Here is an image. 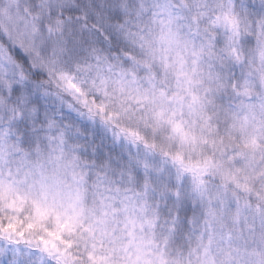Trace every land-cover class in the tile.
<instances>
[{
    "label": "snow or ice",
    "instance_id": "snow-or-ice-1",
    "mask_svg": "<svg viewBox=\"0 0 264 264\" xmlns=\"http://www.w3.org/2000/svg\"><path fill=\"white\" fill-rule=\"evenodd\" d=\"M40 7L60 48L71 30L83 44L107 39L123 49L120 91L178 148L158 160L148 154L155 143L132 128L120 135L143 144L144 156L72 142L31 102L28 66L5 54L16 75L0 85L11 105L0 119V256L9 264H264V0Z\"/></svg>",
    "mask_w": 264,
    "mask_h": 264
},
{
    "label": "clouds",
    "instance_id": "clouds-1",
    "mask_svg": "<svg viewBox=\"0 0 264 264\" xmlns=\"http://www.w3.org/2000/svg\"><path fill=\"white\" fill-rule=\"evenodd\" d=\"M45 0H0V63L7 71L0 69V85L16 75V69L4 59L5 54L16 64H26L29 75L31 102L38 106L41 114L53 117L57 125L65 129L72 142L87 146L89 150L100 149L107 154L144 156L147 150L143 144L131 143L120 135L121 128L138 130L156 148L149 155L162 159V152H174L178 145L168 139L166 129L155 131L148 117L137 104L120 91L116 83L120 79L121 67L125 66L123 49L117 50L107 39L100 42L91 39L83 44L79 37H73L71 30L61 36L60 48L49 39L59 34L55 22L41 13ZM56 3V0H51ZM91 2V0H85ZM104 3V0H97ZM259 4V0H242ZM8 9L15 22H9L4 15ZM43 24L42 29L34 31ZM95 48L97 55L92 54ZM142 78V76H141ZM69 82L81 89L77 93L68 87ZM8 97L0 88V119L11 107ZM97 106L105 108L100 112ZM7 247V244H3ZM10 256H0V264H9Z\"/></svg>",
    "mask_w": 264,
    "mask_h": 264
}]
</instances>
